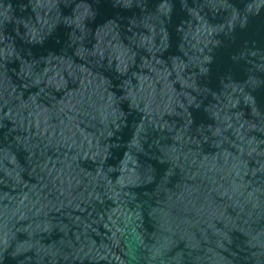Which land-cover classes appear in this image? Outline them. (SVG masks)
Listing matches in <instances>:
<instances>
[{"label":"water","instance_id":"obj_1","mask_svg":"<svg viewBox=\"0 0 264 264\" xmlns=\"http://www.w3.org/2000/svg\"><path fill=\"white\" fill-rule=\"evenodd\" d=\"M0 264H264V0H0Z\"/></svg>","mask_w":264,"mask_h":264}]
</instances>
